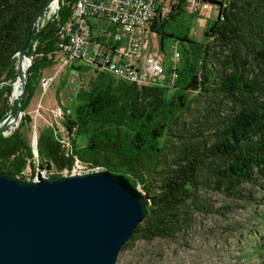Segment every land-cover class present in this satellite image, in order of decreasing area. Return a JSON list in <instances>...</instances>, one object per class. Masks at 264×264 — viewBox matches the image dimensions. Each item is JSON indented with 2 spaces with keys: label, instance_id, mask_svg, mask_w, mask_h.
I'll return each mask as SVG.
<instances>
[{
  "label": "trees",
  "instance_id": "trees-1",
  "mask_svg": "<svg viewBox=\"0 0 264 264\" xmlns=\"http://www.w3.org/2000/svg\"><path fill=\"white\" fill-rule=\"evenodd\" d=\"M47 1L0 0V119L9 113L17 54L29 35L31 41L37 35L32 24ZM63 1L58 21L38 33L34 53L28 45L34 61L19 106L24 114L10 135L0 133V170L23 180L30 169L33 180L35 170L44 168L47 177L57 178L75 157L140 186L150 200L148 214L123 248L136 241L178 243L196 214L210 212V190L240 200L244 185L264 184V0H190L219 7L203 42L171 32V24L186 26L193 17L186 14L188 0L155 17L150 28L161 48L166 38L183 43L171 88L140 87L96 69L94 77H83L92 68L73 67L81 72L72 92L81 105L61 120L70 151L54 129L43 127L35 156L23 135L32 121L26 111L42 72L57 62V25L68 20L76 0Z\"/></svg>",
  "mask_w": 264,
  "mask_h": 264
},
{
  "label": "water",
  "instance_id": "water-1",
  "mask_svg": "<svg viewBox=\"0 0 264 264\" xmlns=\"http://www.w3.org/2000/svg\"><path fill=\"white\" fill-rule=\"evenodd\" d=\"M55 1L48 0L39 11L31 32ZM30 41L29 35L17 54L20 93L0 119V133L13 129L22 115L19 106L34 61V54L27 55ZM25 60L29 64L23 73ZM30 145L37 156L36 138ZM149 204L126 178L106 170L57 178L37 173L27 181L0 170V264H116Z\"/></svg>",
  "mask_w": 264,
  "mask_h": 264
},
{
  "label": "rangeland",
  "instance_id": "rangeland-1",
  "mask_svg": "<svg viewBox=\"0 0 264 264\" xmlns=\"http://www.w3.org/2000/svg\"><path fill=\"white\" fill-rule=\"evenodd\" d=\"M218 11L217 5H195L186 12L187 15L193 16L188 18L187 25L171 24V32L178 37L203 42L204 32L209 23L217 19ZM173 48L181 54L183 43L173 38H166L161 48L160 39L157 37L154 51L163 56L165 70L164 75L158 79L160 84L170 80L168 68ZM181 64L182 58L180 67ZM78 66L80 64L73 62L59 70L60 62L57 61L54 66L42 72V78L55 76V79L45 92L40 80L26 111L32 119L23 128V135L29 144L43 127H51L57 132L58 137L64 139L65 130L54 110L60 106L63 112L74 116L76 109L81 105L75 93H72L79 86V74H81L80 71L72 68ZM82 75L94 77L96 73L95 70L88 69ZM83 80L86 83L87 79ZM170 94L171 92L168 93ZM8 104L10 107L14 105L10 98ZM21 118L8 132L14 131L19 126ZM8 132L6 135H9ZM84 143V136H79L77 145L83 147ZM37 173L44 177L49 175L48 170L38 168L35 170L34 179ZM30 175V169H27L23 174V180L27 181ZM137 189L142 193L140 186H137ZM207 197L210 212L195 215L182 241L129 242L130 245L119 252L116 264H264V184L244 185L240 200L230 196L225 197L213 190L208 192Z\"/></svg>",
  "mask_w": 264,
  "mask_h": 264
},
{
  "label": "built area",
  "instance_id": "built-area-1",
  "mask_svg": "<svg viewBox=\"0 0 264 264\" xmlns=\"http://www.w3.org/2000/svg\"><path fill=\"white\" fill-rule=\"evenodd\" d=\"M182 0H76L68 20L57 25V49L59 70L77 62L104 72L123 82L143 86H164L171 88L178 78L181 54L173 48L170 66V80L164 84L159 78L164 75L163 56L154 51L156 34L151 32L155 17L163 18L171 9H176ZM63 0H56L37 19L38 34L48 24L58 21V11ZM186 12L196 5L188 0ZM37 41H32L30 51L35 52ZM55 76L42 78L43 92L53 83ZM65 112L58 106L54 114L63 119ZM10 131V130H9ZM8 131L4 132V136ZM9 135L11 132H8ZM55 135L57 132L54 130ZM58 137V135H57ZM59 142L70 151L67 139ZM103 171L81 163L74 157L69 169L60 172V177L82 175Z\"/></svg>",
  "mask_w": 264,
  "mask_h": 264
},
{
  "label": "bare ground",
  "instance_id": "bare-ground-1",
  "mask_svg": "<svg viewBox=\"0 0 264 264\" xmlns=\"http://www.w3.org/2000/svg\"><path fill=\"white\" fill-rule=\"evenodd\" d=\"M54 5H55V2H53V3L50 4V6L52 8L54 7ZM36 24H37V21L35 22L34 27H33V31L32 32H34V33L36 31ZM28 64H29V61L28 60H25L24 63H23V66H22V72L23 73L26 71ZM20 83H21V79H18V81H16V83L13 86L14 87L13 94L10 97V100H11L12 103H15L16 98L18 97V95L20 93Z\"/></svg>",
  "mask_w": 264,
  "mask_h": 264
}]
</instances>
